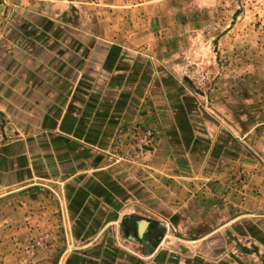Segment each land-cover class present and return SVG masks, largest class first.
Instances as JSON below:
<instances>
[{
    "label": "rangeland",
    "instance_id": "rangeland-1",
    "mask_svg": "<svg viewBox=\"0 0 264 264\" xmlns=\"http://www.w3.org/2000/svg\"><path fill=\"white\" fill-rule=\"evenodd\" d=\"M2 45L82 73L64 152L0 193V264H264V0H0Z\"/></svg>",
    "mask_w": 264,
    "mask_h": 264
},
{
    "label": "crops",
    "instance_id": "crops-1",
    "mask_svg": "<svg viewBox=\"0 0 264 264\" xmlns=\"http://www.w3.org/2000/svg\"><path fill=\"white\" fill-rule=\"evenodd\" d=\"M21 9V2H18ZM20 15V12H18ZM23 17V16H19ZM21 20L32 27H39L32 17H24ZM16 35L32 39L31 33L26 32L19 25H15ZM29 36V37H27ZM53 53V51H50ZM59 53V52H57ZM51 54H48V56ZM31 57V55H30ZM37 62L39 61L36 59ZM22 55L20 50L13 45L12 48H6L2 45L0 48V193H14L25 185H30L35 181L39 172V164L43 161L52 162L58 158L51 159L54 153L64 152V146L59 147L51 143L50 138L60 132L61 120L68 111L70 100V73H73L72 82L79 79V67L70 70L67 67H58L56 65L44 64V67H35L22 64ZM78 69V70H77ZM75 70V73H74ZM76 72L79 75H75ZM51 74L52 81L47 78ZM45 75V77L43 76ZM75 75V76H74ZM57 76V80H56ZM77 77V78H75ZM60 78V80H58ZM80 106V103H78ZM75 115L80 122L82 118V109ZM63 135L68 133L60 132ZM69 136V135H68ZM63 157V155L61 156ZM46 162V164H47ZM53 165H49L51 167ZM49 168L48 166H46ZM195 179H205L193 171V186H198L201 182ZM204 183V182H203ZM205 186L206 184H203ZM20 187V188H19ZM27 195L31 198V193ZM195 192L193 191V199ZM26 197V196H25ZM196 198V196H195ZM200 212L193 211V218ZM138 234V223H136ZM229 224L223 225L225 229ZM151 226H149L146 238H149ZM143 239V237H140ZM151 249L157 251L151 257H147L145 264H191L188 263L191 253H176L173 251L156 247L159 240H149ZM199 241L186 242L185 247L192 249L193 245H198ZM148 243V245H149ZM139 247L151 254L152 250L147 247ZM177 245H180L179 243ZM188 245V246H187ZM195 245V246H196ZM159 246V245H158ZM184 247V246H181ZM193 250V249H192ZM162 253V254H161ZM180 255V256H178ZM137 264V263H136Z\"/></svg>",
    "mask_w": 264,
    "mask_h": 264
},
{
    "label": "water",
    "instance_id": "water-1",
    "mask_svg": "<svg viewBox=\"0 0 264 264\" xmlns=\"http://www.w3.org/2000/svg\"><path fill=\"white\" fill-rule=\"evenodd\" d=\"M150 225V222L147 220H142L138 224V235L140 237H143L145 232L147 231L148 227Z\"/></svg>",
    "mask_w": 264,
    "mask_h": 264
}]
</instances>
